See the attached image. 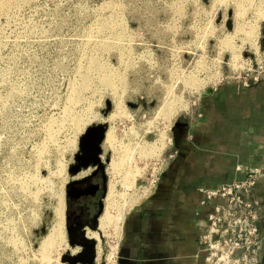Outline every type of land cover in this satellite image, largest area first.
Here are the masks:
<instances>
[{
	"label": "rangeland",
	"instance_id": "obj_1",
	"mask_svg": "<svg viewBox=\"0 0 264 264\" xmlns=\"http://www.w3.org/2000/svg\"><path fill=\"white\" fill-rule=\"evenodd\" d=\"M6 1L0 0V264H114L125 217L98 231L109 180L117 195L125 177L109 175L110 126L115 147L131 146L139 170L126 173L134 182L125 184L127 202L117 210L126 216L152 191L169 161L175 122L193 113L203 93L223 82L264 81V0ZM99 128L102 134L82 146ZM95 171L103 193L90 222L78 225L82 244L67 230L68 192ZM60 197L64 239L46 247L58 231Z\"/></svg>",
	"mask_w": 264,
	"mask_h": 264
},
{
	"label": "crops",
	"instance_id": "obj_2",
	"mask_svg": "<svg viewBox=\"0 0 264 264\" xmlns=\"http://www.w3.org/2000/svg\"><path fill=\"white\" fill-rule=\"evenodd\" d=\"M171 154L152 191L127 212L118 264H198L197 237L209 206L201 187L230 181L236 165L264 171V81L223 82L175 122ZM240 175V174H239ZM264 211V185L255 190ZM264 235V216L259 221Z\"/></svg>",
	"mask_w": 264,
	"mask_h": 264
},
{
	"label": "built area",
	"instance_id": "obj_3",
	"mask_svg": "<svg viewBox=\"0 0 264 264\" xmlns=\"http://www.w3.org/2000/svg\"><path fill=\"white\" fill-rule=\"evenodd\" d=\"M235 169L240 175L230 181L199 188V204L210 209L197 237L198 264H258L262 258L264 211L255 190L259 181L264 185V171L241 164Z\"/></svg>",
	"mask_w": 264,
	"mask_h": 264
},
{
	"label": "bare ground",
	"instance_id": "obj_4",
	"mask_svg": "<svg viewBox=\"0 0 264 264\" xmlns=\"http://www.w3.org/2000/svg\"><path fill=\"white\" fill-rule=\"evenodd\" d=\"M3 3H5V2H3ZM7 4H8V2H7ZM106 83L107 84L111 83L110 82V78H109V80ZM114 129L115 128L113 127V125L110 126V128L108 130V134H107L108 137L106 136L107 139L110 141V145L112 147V151L115 154L114 158L112 159L111 165H110L109 175H110V177H112L114 174H117V173H120V171H123V173H125V175H124L125 177L122 179V183L118 184V185H121V187L119 186L120 190L118 191L117 195L114 193V190H113V188H114L113 181L114 180L112 179L113 180L112 182L109 180L107 194H106V196L104 198L103 210H102L100 218L98 219L99 220V224H98L99 225V228H98L99 230L98 231L101 234H102V232H104L103 230H105L110 225V223L117 224L120 220L123 221L125 215L121 214V216H120L119 213L117 212V210L119 208H121L122 206H123V210H124V206H125V204L127 202V200H126L127 197L124 196V188L126 186L125 184L128 183L130 185V183L134 182L133 180H130V178L134 177V175H132V177H128L127 178L126 177V173L127 172H131V173L134 172L133 174H135L137 171H139L138 168L135 167V165L131 164V163H133L132 162L133 159H132V156H131L132 147L128 146V145H125V144L122 145L121 143L118 145V147H115L114 142H113V130ZM143 148H144V146H143ZM140 150L142 151V148ZM140 152H138V153L140 154ZM130 181H132V182H130ZM131 207L132 206H129V207H127V209H129ZM127 211H126V213H127ZM56 212H58L57 214H58V217H59L58 218L59 219L58 220L59 227L57 229L58 231L56 233H54L53 238H48L47 239V241L45 242V246L46 247L50 246V245L54 246L57 242L60 243L59 241H63V239H64V229H65L64 202H63L61 197H60V201L58 203ZM81 232H82V229H81ZM84 236L86 238H94V240H96L97 233L95 234V232L92 233L90 230L84 229ZM98 236H100V235L98 234ZM97 243H99V242H96V244ZM48 253L49 252H47V251L45 252L44 259L48 258V256H49ZM42 260H43V258H42Z\"/></svg>",
	"mask_w": 264,
	"mask_h": 264
},
{
	"label": "flooded vegetation",
	"instance_id": "obj_5",
	"mask_svg": "<svg viewBox=\"0 0 264 264\" xmlns=\"http://www.w3.org/2000/svg\"><path fill=\"white\" fill-rule=\"evenodd\" d=\"M75 193H78L75 196ZM103 193V177L101 172L95 171L89 178L83 181H79L69 189L68 194L70 197L69 209L67 213L70 229L73 233H70L73 240L81 241L82 233L81 228L78 225L86 226L90 221L95 203L100 199V195ZM84 237V236H83ZM85 238V237H84ZM82 244H84L82 242Z\"/></svg>",
	"mask_w": 264,
	"mask_h": 264
},
{
	"label": "water",
	"instance_id": "obj_6",
	"mask_svg": "<svg viewBox=\"0 0 264 264\" xmlns=\"http://www.w3.org/2000/svg\"><path fill=\"white\" fill-rule=\"evenodd\" d=\"M103 130L102 129H95V130H90L86 133L85 137L83 138L81 145L85 146L87 143H90V140L92 138H98L102 134ZM67 230L70 233H73V231L68 227Z\"/></svg>",
	"mask_w": 264,
	"mask_h": 264
}]
</instances>
